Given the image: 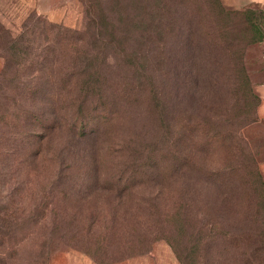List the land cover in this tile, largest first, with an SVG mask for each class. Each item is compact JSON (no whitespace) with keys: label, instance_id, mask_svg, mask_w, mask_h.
Returning a JSON list of instances; mask_svg holds the SVG:
<instances>
[{"label":"rangeland","instance_id":"obj_1","mask_svg":"<svg viewBox=\"0 0 264 264\" xmlns=\"http://www.w3.org/2000/svg\"><path fill=\"white\" fill-rule=\"evenodd\" d=\"M113 1L35 0L32 8L30 0H0V218L7 213L24 222L11 248L14 252L9 250L11 256L8 261L0 260L1 264H182L165 241L156 242L147 254L116 263H101L73 248L46 255L44 239L40 237L44 227L47 226L45 234L51 231L47 224L54 216L49 213L45 197L59 166L51 158L35 166L19 165V157L29 150L22 147L18 130L13 127L17 125L13 120L18 108L13 99L16 88L22 82L30 85L33 77L61 74L58 66L50 67L52 56L48 49L58 38L50 26L81 30L83 2L106 13L122 9ZM120 1L126 4L124 11H134L137 0ZM144 1L137 6L138 14L161 30L157 54L161 87L173 95L177 114L193 115L210 138L206 150L200 152L197 142L202 134H192L187 139L188 156L212 179L188 176V224L184 222L180 198L175 197L185 185L183 180L170 186L174 197L165 191L160 203L161 212L167 214L172 207L175 213L171 231L178 243L177 251L182 258L189 254L199 264H264V6L254 0ZM24 32V45L14 47V41ZM46 57L45 67L34 61L42 63ZM60 62L63 64V58ZM246 79L254 98L247 96ZM42 85L44 91L50 88ZM45 100L44 112L50 116L52 106ZM176 131L178 155L183 149L184 134L178 127ZM70 138L58 134L47 139L42 154L50 157L67 147L70 150L62 154L64 165L76 162L81 173H88L100 171V160L102 165L106 159L103 172H112L106 152L83 155L85 147L78 148L80 145ZM118 160L121 157L115 158L113 164ZM107 202L105 196H93L77 205L70 202L68 210H78L81 224H86L96 206L101 208L97 210L101 217L106 215ZM34 221H40L35 230ZM21 238L24 239L19 244ZM121 251L116 241L105 253L116 257ZM4 252L0 247V254ZM71 252L80 256H72Z\"/></svg>","mask_w":264,"mask_h":264},{"label":"trees","instance_id":"obj_2","mask_svg":"<svg viewBox=\"0 0 264 264\" xmlns=\"http://www.w3.org/2000/svg\"><path fill=\"white\" fill-rule=\"evenodd\" d=\"M118 1L112 3L122 9L107 13L83 2L81 30L51 25V31H56L58 38L48 49L52 56L50 67L58 66L61 74L33 77L30 85L22 82L13 98L18 107L13 119L17 125L13 127L18 130L22 147L29 150L19 157V165L32 163L35 166L51 158L59 166L50 185L51 191L45 197L54 218L47 224L51 231L45 234L47 226L44 224L45 231L40 237L44 239V252L48 255L58 249L73 248L101 263H116L147 254L156 242L165 241L182 264H199L189 254L182 258V253L177 251L178 243L171 231L175 213L172 207L167 214L161 212L160 203L165 191L173 196L170 186L183 180L185 185L175 197L180 198L184 222L188 224V176L196 174L208 181L212 179L188 156L187 139L201 133V141L197 142V152H200L206 150L210 138L193 115L177 114L173 95L166 94L161 87L157 56L161 30L138 14L137 6L145 1L137 0L131 13L124 11L126 4ZM153 3L156 4V0ZM167 28L172 31L171 26ZM26 35L24 32L14 41V47L23 46ZM46 59L43 58L42 63L34 61L45 67ZM166 77L169 80L170 74ZM246 80L247 96L254 98ZM42 84L50 88L44 91ZM44 100L52 106L50 116L44 112ZM177 127L184 134L183 149L178 155ZM58 134L71 137L80 145L78 148L85 147L87 152L83 155L98 156L106 152L112 172H103L106 159L102 165L100 160V171L88 173H81L76 162L64 165L62 154L70 150L67 147L50 157L42 154L41 148L47 139ZM119 157L121 160L114 165L113 160ZM93 196L107 197L108 211L101 217L97 211L101 208L96 206L89 221L81 224L79 211L68 210L70 202L77 205ZM23 225V221L7 213L0 218V247L5 251L4 255L0 254V260L8 261L9 250L14 252L11 248L15 247ZM39 225L40 221H34L33 230ZM116 241L121 245V253L107 257L105 252Z\"/></svg>","mask_w":264,"mask_h":264},{"label":"crops","instance_id":"obj_3","mask_svg":"<svg viewBox=\"0 0 264 264\" xmlns=\"http://www.w3.org/2000/svg\"><path fill=\"white\" fill-rule=\"evenodd\" d=\"M254 1H256V3H258V4L264 6V0H254ZM30 4H31L32 8H34V6L36 5L35 0H30ZM56 20L59 21L60 18H57ZM71 255H72V256H77V257L80 256L79 254H77V253H73V252H71Z\"/></svg>","mask_w":264,"mask_h":264}]
</instances>
